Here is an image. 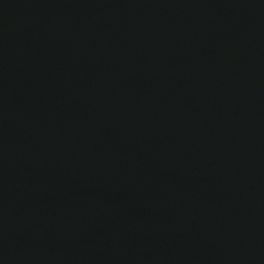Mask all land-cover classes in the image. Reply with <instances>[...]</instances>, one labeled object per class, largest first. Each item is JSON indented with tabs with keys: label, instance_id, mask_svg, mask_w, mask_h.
<instances>
[{
	"label": "water",
	"instance_id": "obj_1",
	"mask_svg": "<svg viewBox=\"0 0 264 264\" xmlns=\"http://www.w3.org/2000/svg\"><path fill=\"white\" fill-rule=\"evenodd\" d=\"M0 264H264V0H0Z\"/></svg>",
	"mask_w": 264,
	"mask_h": 264
}]
</instances>
